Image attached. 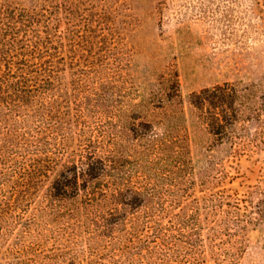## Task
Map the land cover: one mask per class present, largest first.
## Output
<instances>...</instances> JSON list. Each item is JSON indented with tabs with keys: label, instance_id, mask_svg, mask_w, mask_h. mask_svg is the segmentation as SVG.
I'll use <instances>...</instances> for the list:
<instances>
[{
	"label": "trees",
	"instance_id": "16d2710c",
	"mask_svg": "<svg viewBox=\"0 0 264 264\" xmlns=\"http://www.w3.org/2000/svg\"><path fill=\"white\" fill-rule=\"evenodd\" d=\"M136 21L131 0H0V264H230L223 230L251 209L264 220L260 184L235 204L233 177L200 165L192 130L218 134L232 163L252 156L220 87L185 110L175 71L116 97ZM85 226L104 257L86 253Z\"/></svg>",
	"mask_w": 264,
	"mask_h": 264
},
{
	"label": "rangeland",
	"instance_id": "374dc122",
	"mask_svg": "<svg viewBox=\"0 0 264 264\" xmlns=\"http://www.w3.org/2000/svg\"><path fill=\"white\" fill-rule=\"evenodd\" d=\"M131 4L137 18L130 42L132 66L129 72L115 70L116 97L135 98L158 89L160 79H171L175 71L185 110L190 107V93L220 87L216 95L224 92L234 103L237 129L232 134L237 140L252 142V150L248 147L252 156L232 163L228 156L234 154L233 149L216 146L218 134L192 130V137L207 141L198 149L200 165L217 164L219 172L227 171L233 177L230 187L237 193L235 204L244 192L243 183L250 187L260 184L264 189V0H131ZM123 62L119 55L116 69ZM208 103L197 110L202 122L209 117ZM258 197L253 194V199ZM239 218L244 221L231 223L218 243L223 242L226 255L234 259L230 264H264V220L252 209ZM78 232L85 238L97 237L91 227ZM227 236L234 247L226 243ZM98 237L86 253L104 257V241ZM192 237L197 242V235ZM190 260L199 264L197 258L188 257ZM227 260L222 257L220 263H229Z\"/></svg>",
	"mask_w": 264,
	"mask_h": 264
}]
</instances>
